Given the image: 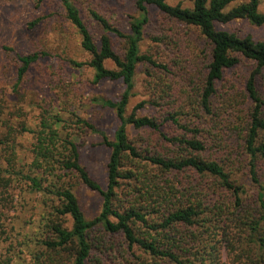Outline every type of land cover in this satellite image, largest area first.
Returning a JSON list of instances; mask_svg holds the SVG:
<instances>
[{"label":"rangeland","instance_id":"1","mask_svg":"<svg viewBox=\"0 0 264 264\" xmlns=\"http://www.w3.org/2000/svg\"><path fill=\"white\" fill-rule=\"evenodd\" d=\"M71 1L79 9L97 46H100L104 31L92 16V10L105 16L126 35L131 32V22L140 15L137 0ZM167 1L172 5L181 3L184 7L193 6V0ZM247 1L233 0L227 9ZM259 7L264 12V0H260ZM149 18L140 42L141 53L150 54L157 61L169 64L175 72H189L188 76L180 74L170 83L168 91H173L172 111L192 130L198 126L200 132L196 134L206 143L204 156L207 159L219 161L229 172L232 181L246 186L249 195L256 193V187L250 182L243 152V138L254 121L252 114L255 103L246 91V80L253 63L244 60L217 81L216 93L211 99L212 113L208 114L200 107L199 89L210 61L211 45L203 39L198 28L174 21L154 4L149 5ZM215 27L240 37L251 36L255 41H264V24L255 25L246 18L227 23L215 22ZM110 37L114 50L124 56L126 38L113 33ZM155 37L160 38L159 41H155ZM36 51L42 53L41 57L18 81V57ZM91 58V53L82 46V35L78 28L67 18L61 0H45L41 3L37 0H0V151L3 154L1 163L12 176L7 189L0 188V264H63V259H58L57 250L50 249L44 242L46 239H55L50 220L54 218L57 199L49 190L58 187L61 178L73 183L80 206L88 219L95 218L101 211L103 196L99 191L90 189L75 177H65L62 171H47L43 161H36L40 137L45 136L41 133L44 122L62 120L61 126L53 124V129L60 131L61 138L69 136L76 141L82 165L102 188H106L111 148L105 145L104 139L114 140L119 120L116 110L104 101H118L124 84L122 79L95 82L93 67L88 64L76 66L74 63L88 62ZM105 64L110 69L118 70L112 60H107ZM147 71L151 72V77ZM164 73L162 69L146 62L138 64L127 114H162L158 107L148 102L141 107L138 105L153 99L154 90L151 86L157 83L162 87L166 80ZM258 90L264 100V73L258 78ZM260 114L264 119V102ZM84 119L94 128L85 126L81 121ZM171 125V121H165L163 128L173 134L194 136L189 130L183 131ZM127 133L132 141L137 140L140 145L148 146L151 152L159 151L162 145H166L158 144L156 134L151 129H138L129 125ZM260 135L264 138L262 132ZM167 145L173 148L171 143ZM124 162L125 169L142 170L158 186H169L166 180L170 176L162 175L155 165L140 163L130 157ZM153 174L158 176L153 177ZM4 175L7 176L6 173ZM31 177L40 180V189L32 185ZM208 180L204 178V181ZM214 182L218 187V180ZM130 188L135 189L133 194ZM137 190L127 180L121 181L118 206L125 208L132 201L147 204ZM173 204L176 203L172 202L170 207ZM63 221L64 226L72 227L70 216L64 217ZM93 234L97 238L114 240V249H121L123 253V264H142V260L145 264H153L149 255L139 250L136 253L141 255V261L137 262L129 255L127 243L121 237L106 236L101 226L98 225ZM66 260L65 264L73 262L71 256ZM162 264L166 263L162 261Z\"/></svg>","mask_w":264,"mask_h":264},{"label":"trees","instance_id":"2","mask_svg":"<svg viewBox=\"0 0 264 264\" xmlns=\"http://www.w3.org/2000/svg\"><path fill=\"white\" fill-rule=\"evenodd\" d=\"M44 1L37 0L38 3ZM232 1L193 0L192 7H184L181 3L172 5L167 0H137L140 15L131 22V32L128 35L105 16L92 10V16L104 31L100 37V46H97L77 6L71 0H61L67 18L82 35L83 48L92 55L90 61L74 62L75 65L88 64L93 67L95 82L122 79L124 84L118 101H104L116 110L119 120L114 140L107 137L104 139L105 145L111 148L106 188H102L82 165L76 141L69 136L61 138L60 131L53 129L52 125L61 126L62 120L56 119L43 124L41 133L45 136L40 137L36 161H43L47 171L56 173L58 170L65 177H75L78 182L99 191L103 196L100 213L95 218L88 219L72 182H66L60 174L59 186L49 190L57 199L54 218L50 220L55 239H46L44 242L50 249L57 250L58 259H63V264L70 256L72 264H123V253L121 249H114V240L97 238L93 234L98 225L106 236L121 237L127 243L129 255L137 262L141 261V255L136 250L149 255L153 264H162V261L166 264H264V138L260 135L261 132L264 134V119L260 114L264 100L258 90V78L264 73V41H255L251 36L240 37L215 27V22L227 23L240 18H246L255 25H263L264 12L260 11V0H248L227 9ZM150 4L156 5L174 21L198 28L203 39L211 45L210 61L203 77V85L199 89L200 107L204 112L212 113L211 99L216 93L217 81L222 80L224 74L240 62L250 60L253 63V69L246 80V91L255 103L252 114L254 121L243 138V152L247 159L250 182L256 187V193L249 195L246 186L232 181L229 172H226L219 161L207 159L204 156L206 143L196 134L200 132L198 126L192 130L172 111L173 91H168L170 83L180 74L188 76L189 72L184 67V72H175L169 64L157 61L150 54L141 53L140 42L144 36V27L150 21ZM111 33L126 38L124 56L114 50ZM159 39L154 38L155 41ZM41 54L36 51L18 57V81ZM107 60H112L118 70L106 67ZM140 62H146L165 72L166 80L162 87L157 83L151 86L154 90L153 99L142 101L138 105L141 107L148 102L160 109V116L126 113ZM147 75L152 76L150 71H147ZM81 121L88 128H94L89 121ZM165 121H171V126L177 129L193 132L194 136L170 133L163 128ZM129 125L138 129H151L156 134L158 144L166 145H162L159 151L151 152L148 146L144 147L137 140L129 138ZM2 157L0 151V188L6 190L12 182V176L1 163ZM129 157L140 163L155 165L162 175L170 176L166 180L170 183L169 186H158L142 170L125 169L124 160ZM8 161L11 163L10 159ZM192 174L197 176L191 177ZM157 176L158 174H153V177ZM206 177L210 180L204 181ZM216 179L218 187L215 186ZM30 180L35 188H41L39 179L31 177ZM123 180L136 187L138 195L147 204L132 201L130 206L119 207L117 201ZM134 191L135 189L130 188L131 194ZM172 202L176 204L170 207ZM66 216H70L73 221L71 228L63 225ZM142 264H145L144 260Z\"/></svg>","mask_w":264,"mask_h":264}]
</instances>
